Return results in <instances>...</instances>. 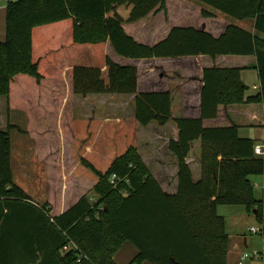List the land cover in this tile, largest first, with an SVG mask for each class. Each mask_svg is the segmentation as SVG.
I'll return each mask as SVG.
<instances>
[{
	"label": "trees",
	"instance_id": "16d2710c",
	"mask_svg": "<svg viewBox=\"0 0 264 264\" xmlns=\"http://www.w3.org/2000/svg\"><path fill=\"white\" fill-rule=\"evenodd\" d=\"M165 1L7 0L0 97L8 111L28 118L24 134L35 141L37 159L45 165L49 198L38 205L14 182L11 131H22L8 124L0 130V264H118L114 257L126 242L138 251L129 264H227L229 236L217 212L222 205L254 212L264 240L263 201L249 180L264 173V158L254 153L253 140L239 137L226 114L232 105H264V0H196L232 20H254L255 33L232 23L219 37L173 27L149 46L124 31L123 24L146 17L159 4L164 8ZM65 41L75 50L63 61V51L54 46ZM107 41L129 59L256 58L259 92L249 97L240 69L204 70L201 116L177 119L178 140L169 143L178 160L175 194L161 189L136 148L138 125L170 120L171 95L137 94L136 67L107 57ZM75 94H136L135 115L76 120ZM199 139L202 175L194 182L186 159Z\"/></svg>",
	"mask_w": 264,
	"mask_h": 264
},
{
	"label": "crops",
	"instance_id": "0c3cea01",
	"mask_svg": "<svg viewBox=\"0 0 264 264\" xmlns=\"http://www.w3.org/2000/svg\"><path fill=\"white\" fill-rule=\"evenodd\" d=\"M6 6L7 1L0 0V42L5 39V27H3V24L1 25V22L2 18L5 22ZM203 12L208 13L209 16L204 17ZM231 23L250 33H255L254 20L252 19L232 20L196 0H166L164 8H161L159 4L146 17L123 24V29L138 43L152 46L165 39L173 27H193L204 30L214 37H219ZM57 32L58 29H52L50 37L56 38ZM66 37L69 36L66 35ZM58 48L63 51L61 53L64 55L63 61H65L66 54L72 57L75 50L70 41L54 46V49L60 52ZM104 52L107 57L118 65L136 67L137 94L168 92L171 95L170 120L165 125H159L156 122H152L147 126L138 125L136 141L140 158L161 189L167 194H175L179 185L178 160L169 150V143L178 140L177 119H197L201 116L204 70L213 67L240 69L241 82L247 87L246 96H253L259 92L260 83L255 56H217L215 58L187 56L180 58L129 59L117 55L109 41L106 42ZM83 54V51L77 53L76 59L78 60ZM135 99L136 94H88L87 96L75 94L73 97V117L76 120L96 121H121L133 118L135 115ZM5 107L7 108L6 98L0 97V118L2 119L0 130H5ZM10 112L12 111L7 110L8 116L11 114ZM226 114L237 126L240 138L251 139L254 141L255 146L260 145L264 149L263 104L232 105L226 109ZM16 120V122L15 119L13 122L12 118L7 120V126L8 124L14 125L22 131L19 132L16 129L11 131V137L13 131L19 134V137H17L19 141L18 150L16 153H13L14 150L11 152L12 172L13 175H17L18 181L29 182L30 189L33 192L28 193V195L36 204L43 205L49 198V184L45 165L37 159L35 141L24 134L27 131L28 124L26 114L18 116ZM18 121H20V124ZM201 152V140L192 142L186 161L194 182H198L202 175ZM257 157L264 158V155H257ZM249 180L253 184L256 199L263 201L264 206V173L262 175H251ZM43 190L45 191L42 197L43 201L34 200L41 197ZM225 208H227L226 205L219 206L217 212L221 215H228V217L225 216L226 229L230 231V235H228L227 264H236V260L232 257L235 250L230 246L232 239L231 225L235 223L233 220H236L245 229L246 223L249 222L244 219L246 215L244 212L247 214L249 212L242 206V209H244L242 212L237 210L230 215L225 212ZM237 213L238 216H235ZM233 227L238 226L233 225ZM251 227H248V231ZM243 242L247 247V239H244ZM137 252L136 247L126 242L114 259L118 264H129L137 255ZM143 264L151 263L144 262Z\"/></svg>",
	"mask_w": 264,
	"mask_h": 264
},
{
	"label": "rangeland",
	"instance_id": "374dc122",
	"mask_svg": "<svg viewBox=\"0 0 264 264\" xmlns=\"http://www.w3.org/2000/svg\"><path fill=\"white\" fill-rule=\"evenodd\" d=\"M13 1V0H12ZM15 1V0H14ZM3 24V27H5V22L3 21V18H2V22H1V25ZM5 113H4V119H5V130L7 129V120L12 118L13 122H14V119H15V122L17 121L16 118L20 115H25L24 113H22L21 111H12L10 112L11 114H9V116L7 115V108L5 107ZM2 121V119L0 118V122ZM12 124V121L10 122ZM18 123L20 124V121H18ZM17 123V124H18ZM28 126V124H27ZM19 137V134L14 132L12 133V137H11V142H12V150L13 153H16V151L18 150V146H19V141H18V138ZM29 137V136H28ZM33 140V139H32ZM66 153H67V157L69 159H71L72 157V148L71 146H68L67 149H66ZM13 178H14V182L16 184H18L19 186L22 187V189L25 191V193H32V189H30V184L28 181H18V177L17 175H13ZM43 194H45V191L43 190V193L41 195V197H38L39 199H34V200H42V197H43ZM92 193H89L88 196H91ZM37 198V197H36ZM237 210H239V212H242L244 209H242V206H239V205H233V206H227V208H225V212H227L228 214H232L233 212H236ZM238 212V213H239ZM238 213L235 215V216H238ZM246 215L244 217V219L247 220V222L249 223H246L245 225V229H243L242 225L238 224L236 220H233L235 221L234 224L231 225V242H230V246L233 250V259L236 260V264H238L237 262H239L240 260V257L243 253H252L254 251H256L258 253V257L257 258H253V257H250L248 258L246 261H244V264H263V261H262V252L264 251V240L261 236V233L259 234H253L251 232L248 231V227H251V226H254V227H257L259 228V224L258 222L256 221L255 217H254V213L253 212H249V214H247L246 212H244ZM221 215V214H219ZM223 216V218L226 220V217H228V215H221ZM226 216V217H225ZM226 223V221H225ZM233 225H236L238 227H233ZM225 230H226V233L227 235H230V231H228L226 229V226H225ZM229 233V234H228ZM244 239H247V247H245V244H244Z\"/></svg>",
	"mask_w": 264,
	"mask_h": 264
},
{
	"label": "built area",
	"instance_id": "2783aa9c",
	"mask_svg": "<svg viewBox=\"0 0 264 264\" xmlns=\"http://www.w3.org/2000/svg\"><path fill=\"white\" fill-rule=\"evenodd\" d=\"M254 153L256 155L263 156L264 155V149H263V147L260 146V145H256L254 147ZM116 180H117V177L115 175H112L111 178H110V182L114 185V184H116ZM249 232H251L253 234H259V233H261V228L251 227V228H249ZM67 249H68L67 246L64 247V250H67ZM250 257L257 258L258 257V253L256 251H254L252 253H243L241 255V257H240V260H239L238 264H243L244 261H246Z\"/></svg>",
	"mask_w": 264,
	"mask_h": 264
}]
</instances>
